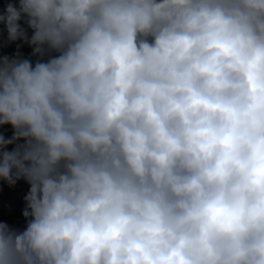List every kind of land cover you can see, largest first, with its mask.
Returning <instances> with one entry per match:
<instances>
[{"label": "clouds", "instance_id": "1", "mask_svg": "<svg viewBox=\"0 0 264 264\" xmlns=\"http://www.w3.org/2000/svg\"><path fill=\"white\" fill-rule=\"evenodd\" d=\"M15 199L0 264H264V0H0Z\"/></svg>", "mask_w": 264, "mask_h": 264}, {"label": "trees", "instance_id": "2", "mask_svg": "<svg viewBox=\"0 0 264 264\" xmlns=\"http://www.w3.org/2000/svg\"><path fill=\"white\" fill-rule=\"evenodd\" d=\"M19 187L20 190L26 191L25 185H20ZM22 206H23L22 201L20 199H15L14 201L11 202V207L13 210L10 212L9 211L0 212V220H4L11 225L22 228L24 226V220L23 217L21 216Z\"/></svg>", "mask_w": 264, "mask_h": 264}]
</instances>
